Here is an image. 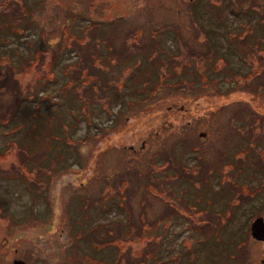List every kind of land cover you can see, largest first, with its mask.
Masks as SVG:
<instances>
[{
    "label": "rangeland",
    "instance_id": "374dc122",
    "mask_svg": "<svg viewBox=\"0 0 264 264\" xmlns=\"http://www.w3.org/2000/svg\"><path fill=\"white\" fill-rule=\"evenodd\" d=\"M36 1L0 0V34L35 30L0 41V179L90 192L68 258L264 264V0Z\"/></svg>",
    "mask_w": 264,
    "mask_h": 264
},
{
    "label": "flooded vegetation",
    "instance_id": "af4514ba",
    "mask_svg": "<svg viewBox=\"0 0 264 264\" xmlns=\"http://www.w3.org/2000/svg\"><path fill=\"white\" fill-rule=\"evenodd\" d=\"M14 173L17 177L13 179L27 178V193H20L18 182H3L8 173L0 179V264H86L85 251L80 247L70 254L71 260L66 250L71 245L72 232H78V238L84 240L85 234L102 228L100 220L88 223L93 211L83 200L78 202L90 192L73 193L75 202L71 199L69 207L70 196H64L62 188L72 192L71 187L79 191L84 187L72 185L65 178L67 173H61L59 178H38L41 188L32 177ZM77 207L84 211H76ZM142 217H146L144 213Z\"/></svg>",
    "mask_w": 264,
    "mask_h": 264
},
{
    "label": "trees",
    "instance_id": "16d2710c",
    "mask_svg": "<svg viewBox=\"0 0 264 264\" xmlns=\"http://www.w3.org/2000/svg\"><path fill=\"white\" fill-rule=\"evenodd\" d=\"M15 1L18 4H21V5L24 4V6H26V5L32 6L30 9H27V13L26 14H27V17H32V15H34L33 14V11L35 10L34 8H36L38 6V3H37L36 0H15ZM6 12L7 11H4V13H6ZM2 22H3V24H4V26L6 28L9 27L10 31L9 32H6V34H0V41H2L4 39V37H6V35L20 36V37H24L27 40L32 39V42L29 45L30 55H32V52L34 50H31V49H32V45H33L34 39L31 38L30 36L31 35H34V37H35V30L33 28V25L30 24V20H26L27 23H23V24L21 23V27L19 29H16L14 27L15 25H8L7 23L9 21H2ZM49 42L50 41H47L44 44H48V46H49ZM17 45H18V43H15V46H17ZM47 49H48L47 46H45V50H47ZM14 51L17 52L16 49H14ZM6 53H8L6 59L9 61L10 60L9 58H10V55L11 54H10V52L8 50H6ZM23 55L24 54H20V56H23ZM35 57H36L35 55L32 56V58H35ZM69 62H70V60H69ZM10 68L13 71L12 76H13L14 72L16 73V72H19L20 71V68H18L16 61L13 62V65H10ZM210 75L213 76V73L210 74ZM40 102L43 103V101H40ZM119 221H122V220H119ZM130 223H131L130 211H129V209H127V211L125 212V219H124L123 225H124V227H128V224H130Z\"/></svg>",
    "mask_w": 264,
    "mask_h": 264
},
{
    "label": "water",
    "instance_id": "95a60500",
    "mask_svg": "<svg viewBox=\"0 0 264 264\" xmlns=\"http://www.w3.org/2000/svg\"><path fill=\"white\" fill-rule=\"evenodd\" d=\"M251 234L254 238L264 240V220L263 216L256 217L250 225Z\"/></svg>",
    "mask_w": 264,
    "mask_h": 264
}]
</instances>
